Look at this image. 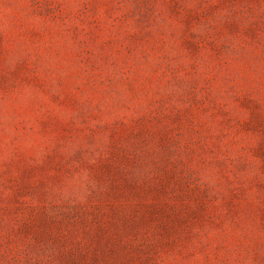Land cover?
<instances>
[{
    "label": "rangeland",
    "instance_id": "rangeland-1",
    "mask_svg": "<svg viewBox=\"0 0 264 264\" xmlns=\"http://www.w3.org/2000/svg\"><path fill=\"white\" fill-rule=\"evenodd\" d=\"M0 264H264V0H0Z\"/></svg>",
    "mask_w": 264,
    "mask_h": 264
}]
</instances>
